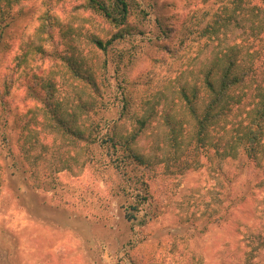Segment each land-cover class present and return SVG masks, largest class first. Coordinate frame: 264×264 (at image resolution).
Listing matches in <instances>:
<instances>
[{"label": "rangeland", "instance_id": "1", "mask_svg": "<svg viewBox=\"0 0 264 264\" xmlns=\"http://www.w3.org/2000/svg\"><path fill=\"white\" fill-rule=\"evenodd\" d=\"M78 1L25 0L8 45L0 44V82L4 76H13L15 83L7 99L16 116H38L31 110L35 98L22 84L35 73L43 85L50 79L60 81L56 95L63 96L64 101L72 100L74 91L87 98L88 93L70 78L50 72L51 62H32L33 47L40 44L34 30L44 14L54 18L56 27L62 24L96 34L90 31L93 24L73 16ZM228 1L145 0L147 16H140L144 35L116 44L127 54H135L128 78L133 83L132 111L136 116L152 106L159 113L172 106L171 115L183 122L185 134H189L191 121L181 108L177 89L186 83L187 72L197 66L202 56L196 55L198 46L207 40L196 38L175 57L152 40L158 37V42L179 49L187 29L203 25ZM73 39L91 64L95 56L88 53L85 36L78 40L75 35ZM23 70L28 71L27 76L22 75ZM105 76L109 86L102 115L109 121L118 116L119 110V102L113 99L118 76L112 64ZM100 78L97 81L104 88ZM10 124L7 134L11 140L6 144L0 123V264H236L233 258L245 249L252 232L264 233V168H255L242 156L223 161L208 152V158L201 155L198 169L165 181L159 179L154 200L131 223L125 219L129 198L116 195L112 184L106 183L91 164L78 166L71 159L75 150L60 135L45 130L37 134L48 148L37 165L35 181L17 170L13 160L25 140ZM132 126L127 121L123 130ZM166 133L158 114L138 145L157 161H164ZM84 159L80 157V161ZM62 161H67L71 169L56 171Z\"/></svg>", "mask_w": 264, "mask_h": 264}, {"label": "trees", "instance_id": "2", "mask_svg": "<svg viewBox=\"0 0 264 264\" xmlns=\"http://www.w3.org/2000/svg\"><path fill=\"white\" fill-rule=\"evenodd\" d=\"M24 1L0 0V44L3 43L4 47L8 45L13 23ZM247 2L251 3V0ZM262 3L264 0H259L251 8H245V0H229L220 13L203 25L187 29L186 39H181L179 49L169 47L160 40L158 42V37L157 41L152 40L153 44L157 43V47L174 57L185 46L187 50L196 38L207 40L198 46L196 55L202 56L195 57H200L197 66L187 72L186 83L177 89L181 108L191 121L189 134H185L183 122L171 115L172 106L160 113L156 106H152L145 109L141 116L134 114L133 83L128 78V71L135 60L134 53L127 54L125 50L111 45L101 47L89 39L96 34H85L62 24L56 27L54 18L44 14L34 30L40 44L33 47L32 62H51L50 72L67 76L88 95L85 98L74 91L72 100L64 101L63 96L56 95L60 81L50 79L43 85L36 80L39 76L35 73L22 84L28 95L33 94L35 103L31 110H35L38 116H16L7 99L15 81L12 75L4 76L0 82L2 139L9 144L11 138L7 131L10 130L9 119L13 118V128L18 129L19 137L22 134L25 140L19 144V153L13 160L14 167L28 173V178L35 181L38 178L37 165L48 148L37 134L45 130L60 135L75 150L71 159L78 166L91 164L106 183L112 184L116 195L123 194L129 198L125 219L131 223L137 221L140 211L154 200V187L159 179L165 181L171 176L198 169L202 165L201 155L208 158V152L223 161L242 156L255 168L263 169L264 8L259 6ZM130 4L139 9L136 23L126 32L114 36L113 43L144 35L143 21H140L144 9L136 0H116L114 7L119 8L120 22H124V16L127 18ZM73 10L75 18L80 16L90 24L108 20L111 15L104 0H79ZM73 34L78 40L85 36L88 53L95 56L91 64L74 41ZM96 38L100 39L99 36ZM58 47L70 55L61 54L57 51ZM110 64L118 76L117 93L113 99L119 102V110L117 117L105 121L102 115L106 110L104 95L109 86L105 73ZM22 75L27 76L28 71L23 70ZM99 76L106 88L100 87ZM158 114L167 129L168 148L164 161L162 158L157 161L138 145L146 128ZM127 121H131L133 126L123 130ZM81 156H85L83 161H80ZM64 169H71L67 161L55 167L56 171ZM251 235L245 246V249L251 250L242 251L244 264H251L264 251V233L257 230ZM148 259L151 260L150 257Z\"/></svg>", "mask_w": 264, "mask_h": 264}, {"label": "clouds", "instance_id": "3", "mask_svg": "<svg viewBox=\"0 0 264 264\" xmlns=\"http://www.w3.org/2000/svg\"><path fill=\"white\" fill-rule=\"evenodd\" d=\"M116 0H104L105 5L110 10L111 15L108 20L101 21L99 23L93 22V27L90 31H95L96 36H99L100 39H97L96 36H90L89 39L94 43L99 44L101 47L109 46L115 47L119 41L113 43V37L118 33L126 32L129 27L135 25L137 14L139 9H134L130 4L129 10L127 13V18L124 16V22L121 23V14L119 12V8L114 7ZM137 3L140 4V7L143 8L145 6V0H136ZM162 2V0H161ZM259 3V0H251V3H248L245 0V8H251L252 4ZM260 8H264V3L259 4ZM67 15V14H66ZM151 19V18H150ZM115 21V22H114ZM57 51L61 54L70 55V53H64L63 49L57 48ZM108 75L111 76V67L109 68ZM251 249H245V252L250 251ZM244 253H238L233 259L236 261V264H244L243 260ZM251 264H264V251H261L259 255L256 256V260L252 261Z\"/></svg>", "mask_w": 264, "mask_h": 264}]
</instances>
